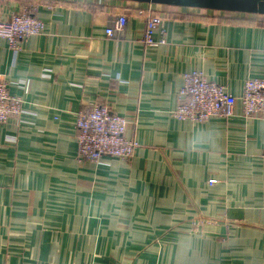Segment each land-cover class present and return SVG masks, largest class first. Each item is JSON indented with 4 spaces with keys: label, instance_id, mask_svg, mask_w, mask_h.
I'll list each match as a JSON object with an SVG mask.
<instances>
[{
    "label": "crops",
    "instance_id": "0c3cea01",
    "mask_svg": "<svg viewBox=\"0 0 264 264\" xmlns=\"http://www.w3.org/2000/svg\"><path fill=\"white\" fill-rule=\"evenodd\" d=\"M23 6L45 28L18 51L0 38V75L24 109L0 125V264H264V115L240 103L229 119L173 115L186 72L235 96L264 78V16L0 0V20ZM142 11L163 18L164 45L144 46ZM95 103L128 118L131 161H78L77 114Z\"/></svg>",
    "mask_w": 264,
    "mask_h": 264
},
{
    "label": "built area",
    "instance_id": "2783aa9c",
    "mask_svg": "<svg viewBox=\"0 0 264 264\" xmlns=\"http://www.w3.org/2000/svg\"><path fill=\"white\" fill-rule=\"evenodd\" d=\"M141 15L145 18L144 46L164 45L165 38L157 37L162 30L163 18L149 11H142ZM127 23V13L118 15L106 29V35L111 38L124 31ZM44 28L43 21L35 17L33 9L23 6L19 12L0 20V38L8 42L10 49L18 51L22 42L43 34ZM182 79L179 103L173 112L178 120L204 123L212 118L229 119L235 115L238 103L246 117L264 115V78L247 79L240 96L233 95L225 86L210 80L200 71L186 72ZM23 110V101L10 93L6 78L0 75V125L11 118H20ZM129 124L126 116L116 113L106 103H95L79 111L75 124L78 161L99 164L105 157L131 161L140 145L126 136ZM216 183L217 180L209 181L210 185Z\"/></svg>",
    "mask_w": 264,
    "mask_h": 264
},
{
    "label": "water",
    "instance_id": "95a60500",
    "mask_svg": "<svg viewBox=\"0 0 264 264\" xmlns=\"http://www.w3.org/2000/svg\"><path fill=\"white\" fill-rule=\"evenodd\" d=\"M264 16V0H110Z\"/></svg>",
    "mask_w": 264,
    "mask_h": 264
}]
</instances>
